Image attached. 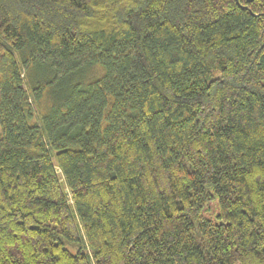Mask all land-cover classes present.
<instances>
[{"label":"trees","instance_id":"trees-1","mask_svg":"<svg viewBox=\"0 0 264 264\" xmlns=\"http://www.w3.org/2000/svg\"><path fill=\"white\" fill-rule=\"evenodd\" d=\"M0 264H264V0H0Z\"/></svg>","mask_w":264,"mask_h":264},{"label":"rangeland","instance_id":"rangeland-1","mask_svg":"<svg viewBox=\"0 0 264 264\" xmlns=\"http://www.w3.org/2000/svg\"><path fill=\"white\" fill-rule=\"evenodd\" d=\"M216 209H217L216 205L211 204L210 210L203 213L204 217H206L207 219H210L214 222H217L216 217H215Z\"/></svg>","mask_w":264,"mask_h":264}]
</instances>
